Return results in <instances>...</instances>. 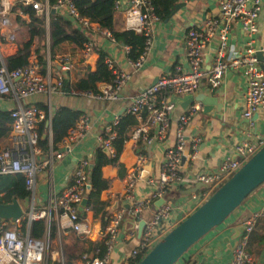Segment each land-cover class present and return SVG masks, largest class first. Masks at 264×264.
Instances as JSON below:
<instances>
[{
  "label": "built area",
  "instance_id": "obj_1",
  "mask_svg": "<svg viewBox=\"0 0 264 264\" xmlns=\"http://www.w3.org/2000/svg\"><path fill=\"white\" fill-rule=\"evenodd\" d=\"M15 3V0H0V16L5 17L3 19L5 25H10L15 20L12 15ZM22 3L32 5L41 13L45 12L47 17L49 16L48 1L41 3L38 0H22ZM219 6L220 15L206 20L204 28L192 27L187 31L186 58L188 67L179 65L173 74L160 77L155 84L144 88L126 106L125 110L116 115L113 121L105 127L103 133L105 132L106 135L101 133L98 136L99 146L103 151L115 156L116 151L112 140L116 136V132L113 127L119 122L120 116L133 114L139 122L132 135L135 144L139 145V142L142 141L146 145H151L156 141H162L170 130L171 113L176 107L175 100L181 97L196 96L205 77L212 88H218L223 84L228 71L237 70L244 75L246 86L242 96V118L247 122L245 139L235 145L233 155L230 154L223 158L218 169L200 170L194 175H189L184 173L181 168L184 157L190 160L196 158L197 138L193 139L195 143L188 150L185 131L195 113L200 109V101L191 103L179 115L175 132L176 143L165 149L159 178H147V184L153 189L148 198L144 200L137 199L136 189L138 180L143 176L147 155L137 149L136 163L125 178L124 201L131 206L130 210L135 217L137 213L142 214L143 210L148 209L151 204L161 198H165V203L159 206L148 219L140 218L145 221V226L137 246L130 251L127 264H135L138 261L139 253L146 254L165 234L183 220L175 216L173 205L167 201V195L171 189L183 185L190 187L200 185L197 191L190 194L194 211L264 146V136L259 134L257 128L253 131V127L258 123V117L261 113L264 114V44L258 38V19L264 8V0H220ZM120 7L121 1H117L116 8ZM54 8L65 12L68 18L71 16L77 27L85 33L86 39L81 50L83 56H89L93 52L95 46L93 34L95 32L115 41L111 31L82 17L73 0H58ZM157 20L159 17L150 0H128L125 15L126 27L146 37L145 49L141 57L136 61L130 60L133 72L138 71L146 61L154 42V24ZM234 21L240 23L245 34L243 48L236 49L230 46V31ZM215 36L219 38L218 44L211 56V61L207 63L206 50L211 39ZM10 38L14 39L13 35H10ZM259 53L263 55L262 59H260ZM49 58L48 56L46 75L41 73L39 61L34 53L30 55L27 66L9 69L7 58H4L0 48V99L11 95L19 101V105L11 109L10 142L6 147L0 149V173L22 174L30 193L35 189L36 177L43 168V164L47 165L53 162L55 156L54 150L50 147V158L43 164L38 162V157L42 155L43 150L38 145L37 127L39 122L45 119L46 112L36 103L30 102V99L36 95L46 94L50 97L58 89H61L64 76L57 74L53 79ZM59 60L62 65L64 63L69 65L70 55H60ZM107 63L114 71L116 77L114 84H109L106 89L96 95L100 98L114 100L123 91L130 79V74L116 69L111 60L107 59ZM173 98L174 101H172ZM146 112L148 113L145 114ZM255 114H257L256 119H254ZM48 120H51V113H49ZM51 126H49V138L52 142ZM88 127L87 119L82 116L79 123L71 129L61 144L69 145L67 143L80 141ZM154 127H157V130L155 133H151ZM63 154L61 151L56 157L62 158ZM89 162L88 159H80L73 172L72 184L63 190L53 191L48 205L39 210L32 209L31 212H26L20 220L14 222V229L9 232L3 229L8 226V222L12 221L3 220L0 223V264H49L51 259L49 249L52 242L50 230L48 229L42 238H35L30 233V227L34 220L45 219L50 223L53 219L58 222L59 218L66 217L70 229L80 235H89L91 224L86 218L80 216L81 202L87 197L89 189L87 170ZM126 213L125 207L116 208L111 214V220L104 234L106 253L104 255L98 253L94 256L84 253L82 255L83 264H111V254L118 244V234ZM263 218L264 211H261L245 221L244 232L233 250L234 256L231 264H255L254 255L248 249L249 236ZM23 219L28 220L27 227L29 229L27 232L22 230V224H18ZM62 227H65L64 224ZM139 227L140 224L135 225V229L139 230ZM58 237L57 232V239ZM59 245L56 255L61 252L63 256L60 241ZM59 261L65 264L64 260ZM176 264H180V261Z\"/></svg>",
  "mask_w": 264,
  "mask_h": 264
},
{
  "label": "crops",
  "instance_id": "obj_2",
  "mask_svg": "<svg viewBox=\"0 0 264 264\" xmlns=\"http://www.w3.org/2000/svg\"><path fill=\"white\" fill-rule=\"evenodd\" d=\"M15 1L14 7L22 2V0ZM47 1L45 0V3ZM119 1H121V7L116 9L114 24L118 31H123L127 30L124 2L128 3V0ZM219 2L220 0H189L186 1L185 6L168 18L164 20L159 18V20L155 21L153 45L149 50L144 65L138 71L133 72L130 60L127 57V47L99 32L93 34L95 46L89 56H83L82 51L75 49L70 42H65L59 47V51L56 52L54 58L52 60L49 58L51 71L54 72V76L61 74L64 77H68L71 84H74L88 70H95L99 59L97 50L105 51L107 59L113 62L115 68L129 73L130 79L123 91L118 95V98L114 100L100 98L96 94L75 88L68 93L58 89L50 97L46 94H39L30 99V102L47 107L51 115L61 107L82 111L84 113L83 117L89 123V127L80 141L67 143L69 145H62L60 142L58 148L54 151L53 162L47 165L43 163L50 158V153L42 149V155L38 157V162L43 164V168L36 177L35 189L30 193L29 197L20 201L24 214L31 212L32 209L39 210L44 208L49 204L53 191L63 190L72 184L73 172L78 161L80 159L92 161L99 147L98 136L103 133L105 127L113 121L114 117L125 110L126 106L144 88L153 85L160 77L173 74L179 65L188 67L186 58L187 31L192 27L204 28L206 20L211 17H218L221 13ZM12 15L15 20L10 25H5L3 22L5 17L0 16V48L5 59L16 54L23 43L29 40L28 24L30 16L21 9L13 10ZM258 25V38L264 44V8L258 19ZM10 35H13L14 39H11ZM218 40V36H215L208 45L206 50L207 63L211 61V56L218 44ZM229 42L231 43L230 46L236 49L244 47L245 34L239 22L234 21L232 23ZM64 54L70 55L69 65L65 63L62 65L59 60V56ZM108 85V83L99 84L100 91L102 92ZM245 86L244 75L237 70L228 71L223 84L218 88H212L208 84L206 77L203 79L201 89L196 96L204 94L208 97H213L216 101L209 104L208 109L200 101L201 107L195 113L185 131L188 150L195 143L193 139L197 138V154L195 159H185L182 162L181 168L184 173L194 175L200 170L218 169L220 167L217 163L219 156H222L223 160L225 156L233 155L235 145L245 139L247 122L242 118V96ZM189 99L190 97L187 96L175 100L176 107L171 113L170 130L164 140L156 141L151 145H146L144 142L137 145L132 137L136 128L133 130L119 157V162L124 165L122 175L116 165H107L103 168V174L111 180V184L108 189L102 192L101 199L111 202L108 208L111 214L117 207H125L127 209L118 234V244L111 254V264H127L130 251L137 246L140 238L139 230L135 229V225L141 223V217L148 219L152 216L158 207V201H156L148 209L142 211L140 218H137L131 212V206L124 201L125 178L136 163L137 149L142 150L147 155L144 167L146 175L144 177L141 176L138 180L136 189L137 199L144 200L148 198L153 189L147 184V178H159L165 149L176 143L175 132L178 118L184 109L190 105V103L186 104ZM172 101H174V98ZM18 105V99L11 95L0 99L1 110H11ZM256 128L259 134L264 136L263 113L258 117V123L253 127V131ZM156 130L157 127H154L151 133H155ZM10 133L3 140L1 149L9 144ZM219 146L220 149L218 148ZM61 151L64 153L63 157L57 158L56 155ZM209 154H214L213 158L211 156L208 157ZM196 186L183 185L169 191L167 201L173 205L176 217L184 219L192 213L193 206L190 194ZM261 211H264V185L249 196L224 223L215 227L203 237L180 260V264H189L190 262L198 264L202 262L204 257L207 258L205 264H231L234 256L233 250L244 232L245 221L253 214ZM85 218L91 224L89 235H80L70 229L66 217L59 218L57 222L58 240L61 242L62 247H66L70 255L78 256L77 258H75L76 256L74 257V264H83L82 255L84 253L91 256L98 254L99 251L94 244L102 240L105 234L102 230L100 219L95 218L92 211H87ZM263 221L264 218L259 221L258 226L263 225ZM22 222L20 221L18 224L21 225ZM10 223L8 222V226L3 228L4 231L9 232L14 229V222ZM63 224L65 227H62ZM200 252H203V254L200 255ZM208 252H212V254L210 255ZM217 252H221V256H216ZM252 253L255 264H264V244L261 247L257 243L252 248ZM213 258L215 262L211 263L210 260Z\"/></svg>",
  "mask_w": 264,
  "mask_h": 264
},
{
  "label": "trees",
  "instance_id": "obj_3",
  "mask_svg": "<svg viewBox=\"0 0 264 264\" xmlns=\"http://www.w3.org/2000/svg\"><path fill=\"white\" fill-rule=\"evenodd\" d=\"M45 3V0H38ZM119 0H73L75 7L82 17L90 19L92 22L98 24L101 28H106L111 31L114 39L118 43H124L128 48L127 57L131 61L138 60L144 52L146 37L132 29L118 31L115 28V13L116 2ZM154 5L155 12L162 20L168 18L179 0H150ZM58 0H48L50 6L49 16L45 12L39 13L32 5H25L22 2L16 4L13 8L21 9L30 16L28 24L29 40L24 42L18 52L7 58V67L15 69L25 67L29 63V57L34 53L40 64V71L44 75L47 74V58L50 56L52 60L59 47L65 43L70 42L75 49L82 50L85 43V33L77 27V25L65 12H51ZM12 10V11H13ZM99 59L95 70H88L84 75L80 76L73 84L68 77L62 80L61 90L70 92L73 88L80 91L89 92L93 94H100L99 84L108 83L114 84L115 74L107 63V53L103 50H97ZM53 79L56 76L53 75ZM46 112L44 120L39 122L37 130L39 133L38 145L41 149L49 151V148L55 151L58 144L63 141L71 129L75 128L83 116V112L68 107H61L51 115L52 122V142L49 138V126L47 121L49 119V109L45 106H40ZM11 110L0 109V149L3 140L9 135L11 130L12 115ZM146 112L145 114H147ZM139 125L137 118L133 114H124L120 116L119 122L114 125L113 130L116 136L112 140L115 148V156L106 154L99 146L94 154V157L87 167L89 174V189L87 198L89 203L86 209L80 211L81 218L86 217L87 211H92L95 218H99L102 225V230L105 232L107 225L111 220V213L109 207L111 202L101 199V194L108 189L111 180L106 178L103 174V168L107 165H116L119 167V172L122 175L124 165L119 162L120 154L122 153L126 142L131 137L133 130ZM47 134L46 137L44 135ZM106 135V133H103ZM142 144V141L139 142ZM90 164H93L90 167ZM30 192L27 190L25 177L20 173H0V203H9L13 198L22 201L29 197ZM27 221L22 222V230L28 231ZM259 223V222H258ZM263 225L254 228L250 233L248 249L252 252V248L258 243L259 246L264 244V221ZM50 230L51 240L57 238V221L53 219L48 223L45 219L34 220L30 227V233L35 238H42L47 230ZM99 251V255H104L107 251L106 239L99 240L94 244ZM84 253V252H83ZM82 253V254H83ZM144 253H139L138 264L144 257ZM76 256V257H75ZM77 255L68 254L65 264H74L73 259ZM49 264H62L57 259H50Z\"/></svg>",
  "mask_w": 264,
  "mask_h": 264
},
{
  "label": "water",
  "instance_id": "obj_4",
  "mask_svg": "<svg viewBox=\"0 0 264 264\" xmlns=\"http://www.w3.org/2000/svg\"><path fill=\"white\" fill-rule=\"evenodd\" d=\"M124 4L125 7H127V2H124ZM185 5V1L178 2L172 14L176 13ZM58 11L57 8L51 9L52 13ZM39 13H41V11H39ZM69 18L73 21L71 16H69ZM121 45L125 46L124 43H121ZM259 57L262 59L263 55L259 53ZM195 101H202L206 106L205 108L208 109V105L215 103L216 100L213 99V97L199 94L187 100L186 104H191ZM256 118L257 114L254 116V119ZM51 124V120H48L47 125L51 126ZM46 136L47 134L44 135V137ZM218 148L220 149V146ZM209 156L213 158L214 154H209L208 157ZM185 159L184 157L183 161H185ZM221 162L222 156H219L217 159L218 165H221ZM92 166L93 164H90V167ZM145 175L146 171L143 172V177ZM262 185H264V146L215 190L200 206L165 234L160 241L144 255L138 264L178 263L203 237L215 227L224 223L227 218ZM199 188L200 185H197L191 192L197 191ZM88 203L89 200L85 197L81 202L80 210H84ZM164 203L165 198H161L157 205L159 207ZM158 207L155 210H157ZM24 213L23 206L17 198H13L9 203H0V223L3 220L17 222L23 217ZM136 215L137 218L141 217V213H137ZM144 226L145 221L142 220L139 227V235ZM202 254L203 252H200V255ZM208 254L211 255L212 252H208ZM216 256H221V252H217ZM206 260L207 258L204 257L202 262L198 264H205ZM210 262L214 263L215 259H211ZM189 264L196 263L190 262Z\"/></svg>",
  "mask_w": 264,
  "mask_h": 264
},
{
  "label": "rangeland",
  "instance_id": "obj_5",
  "mask_svg": "<svg viewBox=\"0 0 264 264\" xmlns=\"http://www.w3.org/2000/svg\"><path fill=\"white\" fill-rule=\"evenodd\" d=\"M59 240L56 238V240H52L51 242V246H50V249H49V253L51 254V259H59V260H64V262H66V259H67V256H68V250H66V247H62V253H63V256L61 254V252H59V255H56V253H58L59 251ZM54 256V257H53Z\"/></svg>",
  "mask_w": 264,
  "mask_h": 264
}]
</instances>
